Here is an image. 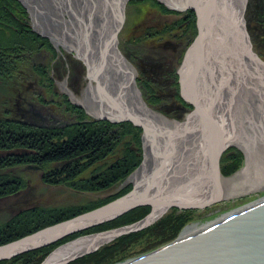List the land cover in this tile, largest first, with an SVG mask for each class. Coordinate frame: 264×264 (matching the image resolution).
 Returning a JSON list of instances; mask_svg holds the SVG:
<instances>
[{
  "label": "water",
  "instance_id": "1",
  "mask_svg": "<svg viewBox=\"0 0 264 264\" xmlns=\"http://www.w3.org/2000/svg\"><path fill=\"white\" fill-rule=\"evenodd\" d=\"M194 3L198 31L180 66L181 88L190 107L156 127L135 117L120 119L144 130L131 189L93 210L1 244L0 258L150 205L137 220L72 238L40 263L65 264L147 226L163 208H189L264 186V61L254 53L242 0ZM237 145L243 152L241 165L223 176L220 152ZM125 264H264V201Z\"/></svg>",
  "mask_w": 264,
  "mask_h": 264
},
{
  "label": "rangeland",
  "instance_id": "2",
  "mask_svg": "<svg viewBox=\"0 0 264 264\" xmlns=\"http://www.w3.org/2000/svg\"><path fill=\"white\" fill-rule=\"evenodd\" d=\"M16 1L24 8L25 17L24 20H22V23L25 25L24 29H29L30 32L34 34L35 39L29 51H23L25 57L23 54H20L21 64L19 65L21 67L19 66L17 69L18 77H15L12 82L9 80H7L6 83L0 82V110L2 106L6 107V105H8L6 108L7 111L11 112L12 110V114L15 111L16 114L13 115L19 116L21 121L25 124L35 128L55 131H61L66 128L73 129V127L79 125L78 123L82 120L87 123L102 122L106 126L110 124L105 118L103 120L97 117L102 111L101 101L103 99L97 94L99 89L95 85V82L88 77V72L86 70L87 65L84 63L83 59L77 55V50L74 49L76 46L79 48V45L76 41L77 34L74 32L72 21L78 28L81 27L78 25V20H76L77 17L74 15V11L80 10L79 8L83 0ZM68 1L71 2V4H69L71 8L67 6ZM93 1L94 4L92 6L94 14L92 19L93 22H99L100 20L98 18H100L101 10L96 5L99 6L102 0ZM122 1L123 0H121V3L124 17L120 20L121 25L119 24L120 29L118 30L116 40L119 50L135 69V84L140 95V101L143 102L147 109L159 113L169 121L174 120L179 116L168 112L165 113L158 107L164 105L166 109L168 107V109L172 111V108L168 105L174 104L176 108L182 107V113L190 107L181 88L180 66L186 49L191 45V42H193L197 35L198 25L196 13L192 9L179 10L176 7L170 6L164 0ZM249 1L250 0H247L246 3L244 20L254 53L264 61V48L259 47V45L253 42L256 39L254 38L256 28L251 13L249 23L247 21L249 13L247 14L246 11L248 10ZM32 3L35 5L32 6ZM173 25H178L180 30L186 28L192 33L191 35L189 33L188 40L186 39V43L182 47L179 56L174 59L170 58L175 73V89L172 90L170 87L171 84L166 85L165 83V90L162 91L159 89V85H156L159 87V91L164 93L162 95L164 98L162 99L159 96L152 97V91L148 92L145 80L140 75L141 73L137 60L139 53L137 54L134 49L144 47L143 49L151 54V52H149L151 50L148 49L149 47L159 46V39L163 41V39L170 38L166 37V34L160 35L156 33ZM189 26L190 28L188 29ZM5 33L8 34L7 31ZM139 40L141 43L138 42ZM23 63L24 65H22ZM80 63L83 65L82 70L76 69V67L80 66ZM74 69L77 71H74ZM75 79H77L76 84L74 83ZM171 83H173V81ZM95 89H97V91ZM92 90H94L95 94ZM99 94L101 93L99 92ZM159 95H161L160 92ZM44 108H46V111L51 113V115H55L57 119L52 120L50 116V118H47L48 121H44V124H42L38 119L37 113L40 115L48 114V112L44 111ZM74 114L76 115L74 116ZM1 115L2 113H0V116ZM98 118L102 121L96 120ZM112 124L115 128L120 129V133H118V141H116L114 147L112 146L113 150L109 155H113L114 158L120 157L127 145L139 147L141 151L143 136L141 127L136 126L130 120L115 121ZM124 127L127 128L124 129ZM135 131H139V134L137 135ZM1 156L0 154V157ZM242 160L243 152L238 145L224 148L220 152L219 172L223 176L233 173L241 165ZM83 161H86V159ZM111 161L112 157L108 158L107 153L103 157L100 156L96 158L94 162L93 159L90 160L92 164H88L87 168H85V166L83 171L74 178L75 184H73L74 182H72V184H66L64 182L52 183L44 181L43 170L39 165L33 163L16 166H1L0 173L9 174L15 171L21 183L20 187L17 188L13 194L0 197V226L12 221L13 217L28 211V209L46 211L45 214L47 218L49 216L52 217V215H57L60 213V210H62L64 214L66 212L63 211L81 209V213H83L102 206L123 195L131 189L134 179H132L131 176L136 173L138 164L125 177L112 183L107 188L89 190L83 185L88 176L90 177L94 171L105 169ZM32 164L37 165V167H30ZM263 198L264 186H261L240 195L217 199L212 203H200L189 208L169 206L152 224L129 232L94 251L76 257L74 260L94 254L99 250V254L94 255L93 261L80 263H78V261L77 263L116 264L125 262L169 244L172 240L178 238L184 227L191 222H199L200 224L205 223L233 211L234 209L247 206ZM142 206L148 207L146 212L150 208L148 204ZM146 212L140 217L145 215ZM23 215H25V213ZM135 215H137V213L133 214L131 217H135ZM137 219H132L123 224L106 228L94 229V227L105 223L102 222L96 226H91L79 230L78 232L64 235L55 240H50V242L46 244L31 246L24 249L19 254L0 258V262H3V264H20L21 262H14L12 259L24 253L27 254L28 252H32L35 253L33 257L31 256L34 260L31 259L29 264H39L54 248L72 238L119 227ZM44 251L46 252L42 254ZM77 263L67 262L66 264Z\"/></svg>",
  "mask_w": 264,
  "mask_h": 264
},
{
  "label": "trees",
  "instance_id": "3",
  "mask_svg": "<svg viewBox=\"0 0 264 264\" xmlns=\"http://www.w3.org/2000/svg\"><path fill=\"white\" fill-rule=\"evenodd\" d=\"M247 9L248 23L250 13L253 15L252 20L255 21L256 32L253 37L256 39L253 42L264 48V0H250ZM24 17V8L16 0H0V82L2 83H6L7 80L12 82L15 77H18L17 69L21 64L20 54H23L25 50L29 51L35 39L29 29H24L25 25L22 23ZM6 31L8 34L5 33ZM189 33L191 35L192 32L186 28L180 30L178 25H173L156 33L166 34V37L171 39H167L165 36L166 39L163 41L159 39V46L148 48L151 50L149 51L151 54L145 51L144 47L134 49L137 54L139 53L137 60L140 75L145 80L148 92L152 91V97L159 96L163 99L162 91L165 90L167 84H171L172 90L175 89V73L171 59L179 56L186 39L188 40ZM138 42L141 43L140 40ZM23 56L25 57L24 54ZM172 81L173 83H171ZM165 83L166 85H164ZM156 85H159L160 88ZM158 88L162 91H159ZM7 106H2L0 110L3 115V117L0 116V153L2 154L0 167L33 163L39 165L43 170L44 181L66 184L74 182L73 184H75L74 178L83 171L85 166L87 168L88 164H92L90 160L93 159L94 162L96 158L103 157L107 153L108 158L112 157V161L105 169L94 171L83 183L86 189L97 190L107 188L125 177L140 161V150L136 146H125L120 157L114 158L113 155H109L118 141V133H120V129L115 128L111 123L107 126L102 122L84 123L76 125L73 129L66 128L61 131L35 128L22 122L19 116L13 115L16 114L15 111L13 114L12 110L11 112L7 111ZM168 106L176 108L174 104ZM158 108L165 113H170V109L168 107L166 109L164 105ZM135 132L137 135L139 134V131ZM84 159L86 161H83ZM20 183L17 172L0 173V197L13 194L20 187ZM147 209L148 207H137L122 216L94 227V229L106 228L137 219ZM43 212L40 209H28L24 212L25 215H23L24 213L18 214L12 218V221L0 226V244L17 239L43 226L71 218L81 213L82 210H67L63 211L66 212L64 214L60 210V213L48 218L45 214L46 211ZM136 213L135 217H131ZM98 251L72 262H91L94 260V255L99 254ZM34 254L32 252L24 253L12 260L21 262L20 264H29L31 259L34 260L32 258Z\"/></svg>",
  "mask_w": 264,
  "mask_h": 264
},
{
  "label": "bare ground",
  "instance_id": "4",
  "mask_svg": "<svg viewBox=\"0 0 264 264\" xmlns=\"http://www.w3.org/2000/svg\"><path fill=\"white\" fill-rule=\"evenodd\" d=\"M164 1L167 2L170 6L176 7L179 10L192 9L196 13L194 0H164ZM246 3L247 0H242L243 17L246 9ZM69 4H71L70 1H68L67 6L68 8H71ZM93 4H94L93 0H83L82 4L80 5L81 7L79 8L80 10L79 11L76 10V12L73 10L74 15L77 17L76 20H78L77 21L78 25H80L81 27L78 28L76 24L73 23V21H72V25L75 34L78 35V36L76 35V41L77 44L79 45V48L76 46L74 47V49L77 50L76 51L77 55L81 59H83L84 63L87 65L88 77H90V79H92L95 82V85L97 86L99 91H97V89L95 90L98 92L97 93L98 96L101 99H103L101 101L102 111L99 113V115L97 114L98 115L97 117H100V119L103 120L105 118L106 121L110 122L111 124L116 120L121 121L120 119L131 118V117L142 119L144 123L153 125L155 127L164 124L166 122H169L167 118L163 117L159 113L147 109L143 104V102L140 101V95L136 89V84H135V77H136L135 69L126 60V58L123 56L122 52L119 50V47L117 45L116 37L121 25L120 20L122 19V17H124L121 0H102L99 6L96 5L101 10L100 18H98L100 20L99 22L97 21L93 22L92 19V16L94 14L93 6H92ZM34 5L35 4L32 3V6ZM188 48L186 49L183 55L182 61L185 57ZM92 92L94 93V90H92ZM99 92L101 94H99ZM37 115L38 117L42 116L40 114ZM100 119L98 118L96 120H100ZM84 123L87 122L82 120L78 124H84ZM135 125L141 127L140 125L137 124ZM141 129L142 132H144L142 127ZM134 176L135 173L131 176V178L133 179ZM215 200L205 201L202 202L201 204H204L206 202L212 203ZM262 201H264V198L247 206L234 209L233 211H230L214 220H210L205 223L200 224L199 222H191L184 227L180 236L172 240L170 243L183 240L184 238H187L199 232L200 230L210 226L215 222H218L219 220H222L225 217H228L238 211H241L249 206L260 203ZM140 206L142 205L130 208L129 210H126L123 213H121L119 216H122L125 213ZM167 209H168L167 207L163 208L157 214H155L149 220L150 222L152 221L150 224H152L155 220H157V218H159ZM75 232L78 231H74V233ZM72 233L73 232H68L67 235ZM55 237L56 236L20 248H27L30 246H34L42 242L49 241ZM9 252H14L12 253L13 255L20 253V251H16L15 249L5 253H9ZM74 259L76 258H72L67 262H72ZM116 264H125V262H120Z\"/></svg>",
  "mask_w": 264,
  "mask_h": 264
},
{
  "label": "flooded vegetation",
  "instance_id": "5",
  "mask_svg": "<svg viewBox=\"0 0 264 264\" xmlns=\"http://www.w3.org/2000/svg\"><path fill=\"white\" fill-rule=\"evenodd\" d=\"M83 65L80 63V66H78V67H76V69H78V70H82L83 69V67H82ZM86 70H87V68H86ZM74 71H77V70H75L74 69ZM88 72V71H87ZM74 83L76 84L77 83V79H75L74 80ZM182 108V107H181ZM181 108H172V111L170 110V113L171 114H173V115H176V116H180L181 114H182V109ZM45 109V110H44ZM43 110L45 111V112H48V111H46V108H44ZM183 109H184V107H183ZM76 114H74V116H75ZM50 116H51V119L53 120V119H57L56 117H55V115H51V113H49L48 112V114L46 113V114H44V115H42L41 117H38V119L42 122V124H44L43 122L45 121H48L47 120V118H50Z\"/></svg>",
  "mask_w": 264,
  "mask_h": 264
}]
</instances>
